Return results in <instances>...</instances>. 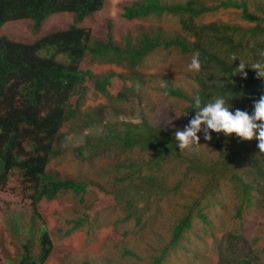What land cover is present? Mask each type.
<instances>
[{"label": "trees", "instance_id": "obj_1", "mask_svg": "<svg viewBox=\"0 0 264 264\" xmlns=\"http://www.w3.org/2000/svg\"><path fill=\"white\" fill-rule=\"evenodd\" d=\"M205 1L208 0H172V3L164 0H134L122 7L123 19L137 21L170 15L178 18L180 31L186 37L164 40L159 32L143 33L135 41L129 36L125 37L123 45H120L113 42L110 21L107 22L108 33L104 39L93 37L89 30L82 27L86 19L102 10L106 0H0V29L10 21L29 20L32 33L37 34L42 23L50 16L60 13L71 15V22L66 28L37 38L32 43L17 42L0 35V190L11 178H16L21 190L25 193L30 191L32 207L29 227L16 228V232L25 230L28 235H32L38 215L37 206L41 201H54L69 193L80 197L79 201H82L83 196L90 191L89 182L60 178L50 168L51 162L62 156L59 149L62 128L79 115L90 124L98 122V117L78 112L77 105L84 98V90L88 87L104 97H110L109 86L126 83L128 79L115 72L95 78L93 72L80 68L86 56L93 61L124 67L131 76L132 70L155 49L173 48L183 55L194 53L201 60L202 68L200 72L190 75L195 85L192 95L174 89L168 81L163 88L167 96L187 102V123L195 115L193 96L196 94L205 101L213 95H224L234 109L247 110L249 113L253 111V99H258L264 93V80L257 79L256 72L251 68L245 69L247 79L241 74L233 76V69L238 67L240 61L233 62L232 56L243 60L246 65L262 59L264 10L259 9L260 14L250 11L249 0H218L212 6H208ZM218 10H232L238 16L237 20L246 24H234L232 20L228 23L200 21L203 15ZM241 32L242 36H239ZM41 52L49 56L43 58ZM58 55L65 56L68 64L57 63L54 57ZM214 81L215 84L212 83ZM76 93L78 98L73 107L71 99ZM123 93H119L116 98L123 100ZM211 135L212 140L208 143L218 154L211 168L222 167V172H229L232 189L240 200L234 216L242 218L243 212L249 211L248 208L264 209V153L259 152L258 141L241 140L235 134L227 137L223 133L212 132ZM110 137L123 150L137 148L141 152L153 153L156 167L165 160L186 159L176 146L173 132L152 127L145 120L122 124L117 131L111 129L102 141ZM241 154L244 159L238 163L237 157ZM194 160H197L196 156L190 161ZM237 166H241L239 174H236L239 171ZM192 167L199 170L198 164ZM140 174V170L132 171L120 181H128L127 187L131 188L134 179H139ZM212 174L213 178H218L219 174L216 175L215 171ZM145 179L156 193L168 194L180 187V184H176L171 188L165 180L151 175ZM215 192L214 187L206 190L201 199L198 198L200 201L194 200L193 204L201 207L209 196L215 197ZM74 213L76 215L77 211ZM94 213L95 206L85 205V211L69 221L72 225L66 234L80 229L85 222L100 226L95 223ZM194 214L202 223L211 225L206 214ZM130 218L131 214L115 223ZM191 218L192 213L188 212L178 221L169 245L160 252V258H154L153 264H160L169 247L178 245L182 234L191 227ZM13 220L19 221V217ZM37 231L40 235L38 256L29 255L26 244L19 264H44L51 255L52 244L46 227L40 225ZM214 246L216 264H264L259 261L248 240L234 230L216 240ZM130 252L125 250L127 255H131Z\"/></svg>", "mask_w": 264, "mask_h": 264}, {"label": "rangeland", "instance_id": "obj_2", "mask_svg": "<svg viewBox=\"0 0 264 264\" xmlns=\"http://www.w3.org/2000/svg\"><path fill=\"white\" fill-rule=\"evenodd\" d=\"M133 1L106 0L102 10L86 19L82 27L93 37L104 39L110 21L113 42L120 45L125 37L135 41L143 33L159 32L164 40L186 37L180 31L177 17L123 19L122 7ZM164 1L172 3V0ZM205 2L212 6L218 0ZM249 7L250 11L260 14L258 10H264V0H249ZM237 17L232 10H218L203 15L200 21L228 23L232 20L234 24H246ZM70 22L71 15L55 14L43 22L40 32L33 34L29 20L10 21L2 26L0 35L31 43L37 37L66 28ZM41 55L47 56L45 52ZM193 55H183L173 48L155 49L132 70L131 76L124 67L93 61L89 56L83 59L80 68L90 70L95 78L115 72L128 79L126 83L109 86L110 97L88 87L77 105L78 112L90 113L94 118L98 117V122L90 124L79 115L62 128L59 146L62 156L53 160L50 168L60 178L89 182L90 191L82 201L71 193L54 201H41L37 206L35 229L28 235L25 230L16 232V228L25 229L30 225V191L25 193L18 187L16 178H11L0 190V261L3 264H19L26 244L29 255L38 256L40 235L37 230L40 225L46 227L52 244L51 255L44 264H153L154 258H160V252L169 245L178 221L188 212L192 213L190 229L182 234L177 246L169 247L160 264H216L214 244L231 230L242 234L259 261L264 262V209L248 208L242 218L234 216L240 200L232 189L231 175L222 172V167L211 168L218 154L202 135L198 134L201 146L182 151L184 161L165 160L158 167L151 152H141L137 148L123 150L112 137L102 141L111 129L117 131L122 124L144 120L167 132L183 130L188 124L183 115L188 104L167 96L163 92L165 86L161 85L168 81L174 89H181L191 96L195 85L190 75L194 72L188 70V64ZM54 60L68 64L65 56H56ZM122 92L124 98L118 100L116 96ZM77 98L76 93L71 99L73 107ZM193 156L197 160L191 162ZM237 159L240 163L244 155ZM193 164H198L199 170L194 169ZM240 167L237 166L236 174L240 173ZM139 170L140 178L134 179L131 188L127 187L128 181H120L128 173ZM213 171L219 174L218 178H213ZM149 175L165 180L171 188L176 184L180 187L168 194L156 193L149 183L146 184L145 178ZM212 187L216 190L215 197L209 196L201 207L195 206L193 201H200L203 193ZM85 205L95 206V223L100 226L85 222L80 229L67 235L72 225L69 221L79 217L85 211ZM74 211H77L76 215ZM194 212L206 214L211 225L202 223ZM130 214L128 221L115 223ZM16 217H19L17 222L13 220ZM125 250H130L131 255L125 254Z\"/></svg>", "mask_w": 264, "mask_h": 264}, {"label": "clouds", "instance_id": "obj_3", "mask_svg": "<svg viewBox=\"0 0 264 264\" xmlns=\"http://www.w3.org/2000/svg\"><path fill=\"white\" fill-rule=\"evenodd\" d=\"M41 53L40 56L43 57ZM260 56L262 58L260 61L246 65L243 60L233 55V62L237 60L240 61L238 67L233 69V76L241 74L244 79H247V72L245 69L251 68L256 72L257 79L264 80V52H261ZM46 57L47 56H44L43 58ZM201 68L202 62L198 55L194 54L191 62L188 64V70L200 72ZM212 83L215 84V81ZM161 86L164 87L165 85L162 84ZM241 95H243V93H241ZM252 107L253 111L249 113L247 110H241L239 108L234 109V106L224 95H213L207 101L203 100L199 94L194 95L193 109H195V115L190 119L183 130H176L174 132V138L177 142L176 146L180 151L192 147H199L201 146V137L198 135L199 133L203 134V139L205 141H211V133L215 132L217 134L223 133L227 137H231L235 134V136L241 140L250 141L255 139L258 141L257 147L259 152L264 153V93H261L258 99H253ZM183 115L187 116L188 112ZM0 263L3 264L2 261H0Z\"/></svg>", "mask_w": 264, "mask_h": 264}]
</instances>
